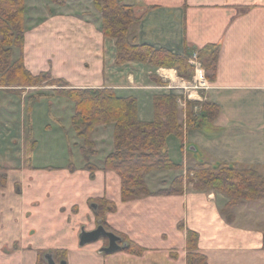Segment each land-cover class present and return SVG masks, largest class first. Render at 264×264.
I'll return each instance as SVG.
<instances>
[{"label":"crops","instance_id":"obj_1","mask_svg":"<svg viewBox=\"0 0 264 264\" xmlns=\"http://www.w3.org/2000/svg\"><path fill=\"white\" fill-rule=\"evenodd\" d=\"M122 2L136 11L138 20L130 33L137 44L178 55H202L212 45L220 48L216 79L208 80L206 89L191 91L196 100L218 105L220 115L213 122L190 125L183 110L182 135L168 141L169 152L172 146L180 148L181 161L171 158L183 166L190 159V166L221 163L263 172L264 0ZM25 6L24 47L14 48L13 60L23 55L31 74L50 71L72 88L106 87L120 97H134L144 122L154 121L157 96L178 95L182 108L180 94L191 90L195 75L188 80L175 68L140 61L117 64L116 40L104 35L103 16L94 0H26ZM24 93L32 94L14 91L0 107V175L7 177L0 187V264H39L41 251H66L68 264H120L127 257L115 254L119 251L104 257L100 241L80 245L82 229L98 226L89 204L94 198L114 202L117 209L108 213L107 222L144 248L142 257H129L133 264H188V229L198 232L197 252L208 264H264V200L241 201L230 210V222L224 212L229 198L221 193L190 186L183 194H157L178 175L169 169L147 176L152 195L123 201L121 177L104 169L105 158L114 150V125L99 126L92 134L99 152L92 157L99 167L94 177L84 158L77 164L34 167L30 161L41 144L39 133L59 136L71 125L59 118L40 126L28 122Z\"/></svg>","mask_w":264,"mask_h":264},{"label":"trees","instance_id":"obj_2","mask_svg":"<svg viewBox=\"0 0 264 264\" xmlns=\"http://www.w3.org/2000/svg\"><path fill=\"white\" fill-rule=\"evenodd\" d=\"M26 0H0V86H11L16 83L37 85L43 81L58 84L57 94L71 100L75 105L72 124L77 136L84 140L85 148H91V137L99 126L114 125V150L104 160V169L116 172L122 181V200L131 201L152 195L147 186V176L156 170L179 169L183 166L175 162L169 152L168 141L171 136H181V124L178 121V99L173 93L160 95L155 98V119L144 122L138 116V101L134 97L123 98L111 88H72L65 79H55L50 71L35 76L24 66L23 55L17 61H12L14 48L23 51L25 40ZM65 4L66 0H53ZM96 8L102 13V30L106 37L116 40L117 64L122 65L130 61H140L156 68H175L182 78L193 79L195 67L190 63L192 54L178 55L167 49H156L147 44H137L131 39L130 27L138 20L136 11L122 0H94ZM208 52L199 59L206 72V77L214 81L217 76L220 58V48L212 45ZM203 114L194 115L187 110L188 124L213 122L220 115V107L205 102ZM91 156L86 154V166L92 176L99 170L90 164ZM74 169V166H71ZM7 182L6 175H0V187ZM184 182L192 184L198 191H215L229 198L224 208L226 218L232 222L234 215L230 210L243 200H264V171L254 168L239 169L227 164L199 163L189 167L187 175L176 178L168 189H162L157 194H183ZM96 217L102 220L107 230L113 231L106 221V213L116 211L114 202L106 198L93 201ZM105 205V207L103 206ZM100 208V209H99ZM99 209V210H98ZM180 228L185 229L183 224ZM115 232V231H114ZM116 233V232H115ZM117 234V233H116ZM199 234L194 230H187V263L208 264V258L198 253ZM124 251L143 253L144 248L133 241H129ZM66 253L60 257L67 259ZM45 252H40L39 264L46 263L43 259Z\"/></svg>","mask_w":264,"mask_h":264},{"label":"rangeland","instance_id":"obj_3","mask_svg":"<svg viewBox=\"0 0 264 264\" xmlns=\"http://www.w3.org/2000/svg\"><path fill=\"white\" fill-rule=\"evenodd\" d=\"M13 59V58H12ZM14 61V60H12ZM200 62L202 64V61L200 59ZM203 66V65H202ZM206 70V69H204ZM195 74H196V70H195ZM56 79V78H55ZM58 84L53 85L51 84V80L49 81H43L39 84H35V85H26V84H21V83H16L13 84L11 86H1L2 88H4L3 90H0V107L1 105H5V103H3V101L6 99L9 100V96L12 92L14 91H30L32 92V94L28 95L26 93H24L23 96V106H24V110H23V114L26 115L27 121L29 122L31 119L34 123H36L37 125H43V124H47V123H52L55 124L56 122H58L57 118H59V121L61 123H63L64 125L70 124L71 125V129L68 132L65 130L63 131V133L60 132L61 135L58 136V134H51L50 132L48 133V131L43 132V133H39L40 135V146L36 149L35 154H33L32 159H31V163H33L34 167H48L50 165H55V166H61L64 164H68L69 162H75L76 164L80 161L83 160V158L85 159L86 154L91 156V152H96L98 155V148L96 146V143L94 142L93 138L91 137V141H92V146L91 148H87V153H85L82 149L85 148V143L84 140L79 138L77 136V133L75 135L74 131L75 129L72 128V119H71V115L73 113V109H72V101L69 100L68 98L64 97V96H59L57 94V90H58ZM191 85V90L186 92L187 94L184 95L180 94V98L182 101V108L178 109V121L180 122V118H182V114H183V110L186 114V119H187V110H191L194 112V115H198L200 116L201 114H203V104L205 102H201L199 100H196V94H193L191 91H195V88H192ZM201 89H198V91H200ZM11 92V93H10ZM42 92H47L48 95H43L40 94ZM53 92L55 95H52ZM6 96H5V95ZM14 95V94H13ZM55 96V97H54ZM178 96V95H177ZM179 97V96H178ZM15 100L18 101V98H14L13 102H15ZM179 99H178V104H179ZM13 104V103H11ZM10 105V104H7ZM18 106V104H17ZM180 106V105H179ZM181 112V113H180ZM24 115V116H25ZM188 120V119H187ZM169 144V142H168ZM170 145V144H169ZM168 145V147H169ZM96 155V156H97ZM170 155L172 156L173 159L178 160V162L181 161V152H180V148H177L176 146H172V149H170ZM94 157V156H92ZM92 157H91V162L90 164L92 165H96L94 162H92ZM190 159L186 160V162L184 163L185 167L187 170L189 169V167H194V166H190L189 162ZM183 166V165H182ZM183 166V170H185V174L187 175V170L184 168ZM75 168V167H74ZM170 170H174V172L178 173V175H175L173 181L180 177V176H186V175H182L179 174L181 173L179 169H170ZM92 174V173H91ZM172 175V174H170ZM91 177H94V175ZM162 177V176H161ZM160 180V178H158ZM162 179V178H161ZM147 182V180H146ZM147 186L150 189V186L147 182ZM158 182H156L153 185V188L158 187ZM190 186H192L194 188V186L191 184H188L187 182H184L182 186H177V188H181L183 187L184 190L190 189ZM151 190V189H150ZM98 199H102V198H94V199H90L89 200V204L92 206V210L95 216V220H96V224L98 225L99 222H102V220L98 219L96 217V208L100 207L101 205L97 203L96 208L93 207V201H98ZM107 199V198H106ZM108 200V199H107ZM110 201V200H109ZM112 202V201H111ZM105 207V205H103ZM100 209V208H99ZM98 209V210H99ZM112 212V211H111ZM114 212V211H113ZM108 213H110L109 211L106 213V211H103V214H105V219L107 221L108 218ZM108 223V222H107ZM108 225L111 227L112 230H114L112 228V226L108 223ZM118 235H120L122 237V246L123 248L127 246V243L130 241V239L114 230ZM100 243H102L103 245H107V241L105 239H100L99 240ZM98 242V241H97ZM122 248V250H120L118 253L115 254H122L127 258H122L121 262H119L120 264H133L132 262H130V259H138L137 257H142L144 255L143 253H130L127 251H124ZM127 254H125V253ZM66 253H55L54 252V256L57 257V259H59L60 257L64 256ZM129 254V256H128ZM102 255L104 257H107L109 255L112 254H106V253H102ZM60 256V257H58ZM135 256V257H133ZM173 257H177L176 253H172ZM43 259V258H41ZM44 260V259H43Z\"/></svg>","mask_w":264,"mask_h":264},{"label":"water","instance_id":"obj_4","mask_svg":"<svg viewBox=\"0 0 264 264\" xmlns=\"http://www.w3.org/2000/svg\"><path fill=\"white\" fill-rule=\"evenodd\" d=\"M93 207H96V205L93 204ZM102 238H108L109 245L102 248L100 251L101 253L112 254L122 250L123 246L120 244V242H122V237L114 231L107 230L102 224L90 231L83 228L80 233V245L85 246L97 242ZM45 258L48 261V264H68L65 259L60 262H56L53 253H47Z\"/></svg>","mask_w":264,"mask_h":264},{"label":"built area","instance_id":"obj_5","mask_svg":"<svg viewBox=\"0 0 264 264\" xmlns=\"http://www.w3.org/2000/svg\"><path fill=\"white\" fill-rule=\"evenodd\" d=\"M190 63L195 67L196 74H195V84L192 88L195 89H206L209 87V82L206 77V72L204 67L202 66L198 52H194L192 55L189 56Z\"/></svg>","mask_w":264,"mask_h":264},{"label":"flooded vegetation","instance_id":"obj_6","mask_svg":"<svg viewBox=\"0 0 264 264\" xmlns=\"http://www.w3.org/2000/svg\"><path fill=\"white\" fill-rule=\"evenodd\" d=\"M101 223H98V226L100 225ZM114 231V230H113ZM102 239H105L106 241H107V245H104L102 248H104V247H106V246H108L109 245V239L108 238H102ZM120 244L122 245V242H120ZM47 253H45L44 254V256H43V259H44V261L46 262V263H44V264H48V261L46 260V258H45V255H46ZM54 255V254H53ZM108 255V254H107ZM54 259L56 260V262H60L61 260H63V258H59V259H57V257H55L54 256ZM66 260V259H65Z\"/></svg>","mask_w":264,"mask_h":264}]
</instances>
